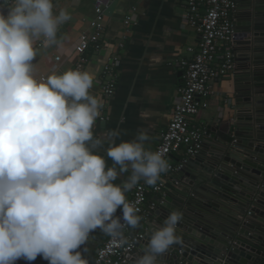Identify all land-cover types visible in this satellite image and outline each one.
<instances>
[{
	"label": "clouds",
	"instance_id": "obj_1",
	"mask_svg": "<svg viewBox=\"0 0 264 264\" xmlns=\"http://www.w3.org/2000/svg\"><path fill=\"white\" fill-rule=\"evenodd\" d=\"M0 264L38 256L49 264H88L77 251L97 228L120 235L141 217L125 192L141 179L154 186L169 169L160 151L145 147L146 129L132 141L116 144L118 131L103 143L92 131L102 102L90 93L93 76L67 70L37 80L34 43H57L60 25L71 19L53 0H3L0 9ZM118 166V168H117ZM131 174L123 185L121 173ZM121 209L122 216H115ZM123 220V224L121 223ZM183 213L172 210L151 235L135 264H156L179 242Z\"/></svg>",
	"mask_w": 264,
	"mask_h": 264
},
{
	"label": "crops",
	"instance_id": "obj_2",
	"mask_svg": "<svg viewBox=\"0 0 264 264\" xmlns=\"http://www.w3.org/2000/svg\"><path fill=\"white\" fill-rule=\"evenodd\" d=\"M94 1L53 0L54 14L64 9L71 19L59 26L56 44L45 47L43 37L34 43L36 59L33 61V75L37 80L75 68L79 57L80 37L89 32L90 22L95 14ZM110 1L105 17L107 31L104 46L99 53L92 54L85 69L93 76L90 93L102 102L100 116L92 131L94 137L103 141L97 152L105 158L108 167L114 166L107 156L109 141L106 134L110 131L119 132L115 141L119 144L134 140L139 130L146 129L150 139L145 142V147L151 151L156 150L160 134L168 127L173 108L179 100V89L183 84L180 61L190 57L188 47H196L198 43V35L184 18V5L178 0ZM252 4L248 0L239 1L236 11L239 23L246 24ZM133 7L136 8L133 12L135 23L126 27L125 16ZM0 10L7 14L6 7ZM237 28L242 31L246 29L244 26ZM251 36L253 35L248 34L239 37L236 46L238 53L242 52L241 44L246 43ZM261 52L264 54V50ZM113 55L118 58L114 65L118 84L114 95L107 97L103 93L105 78L102 70L111 62ZM56 57H60V60ZM259 59V62H255L256 65L245 60L237 61L236 68L228 76L214 83L215 93L203 101L204 105L196 117L197 124L206 131L210 130L217 138L232 141L238 114L246 115L242 119L241 128H248L250 122H254L247 118L252 104L246 91L254 88L263 91L257 96L264 97V58ZM238 106L241 108L238 109ZM240 111L243 113H239ZM258 124H264V115ZM216 143L220 144L219 141ZM179 158L180 155H175L174 160L178 161ZM130 174V171L121 173L114 183L123 185ZM173 178L182 184L177 174ZM164 182L169 195V192L174 191L175 185L170 179ZM134 187L125 192L126 200L131 197ZM152 198L157 199L158 195H152ZM120 212L121 209H117L115 216ZM132 230L139 232L141 226L132 227ZM109 235L97 228L77 250L88 260V264L93 263L98 248ZM15 264H49V261L38 256L34 261L21 258Z\"/></svg>",
	"mask_w": 264,
	"mask_h": 264
},
{
	"label": "water",
	"instance_id": "obj_3",
	"mask_svg": "<svg viewBox=\"0 0 264 264\" xmlns=\"http://www.w3.org/2000/svg\"><path fill=\"white\" fill-rule=\"evenodd\" d=\"M248 1L253 2L249 19L246 24L237 22L246 27L238 29L237 38L253 36L241 44L237 61L256 65L264 58V0ZM246 92L252 104L247 118L254 122L241 128L246 115L238 114L232 141L207 131L204 149L189 157L177 173L182 184L169 192L150 218L140 220L143 237L127 255V264H135L144 254L151 235L172 210L183 213L179 242L156 264H264V124H258L264 97L257 96L263 91L254 88Z\"/></svg>",
	"mask_w": 264,
	"mask_h": 264
},
{
	"label": "built area",
	"instance_id": "obj_4",
	"mask_svg": "<svg viewBox=\"0 0 264 264\" xmlns=\"http://www.w3.org/2000/svg\"><path fill=\"white\" fill-rule=\"evenodd\" d=\"M184 5L183 15L187 23L198 35L197 46H189L190 57L181 59L183 84L179 89L168 127L161 132L160 142L155 151L163 153L169 169L161 174L154 186H149L141 179L134 187L132 195L126 202L137 209L142 219L150 218L167 196L164 180H171L175 186L180 181L173 176L182 169L189 157L196 156L204 149L207 131L197 124L196 117L203 107V101L214 93V83L228 76L237 63V18L236 11L240 0H178ZM3 0H0V5ZM110 0L94 1V17L90 22L89 32L80 37L79 57L72 70L85 71L93 53H99L104 46L106 36L105 17L110 7ZM125 16L126 27L134 21L133 12ZM59 61L60 57H56ZM118 60L113 55L110 63L103 67V93L107 97L114 95L118 77L114 65ZM154 151V152H155ZM175 155H180L178 161ZM152 195H158L153 199ZM118 216H122V212ZM123 224V220H121ZM91 235V233H90ZM89 235V236H90ZM143 236L124 225L120 235H109L97 250L92 264H127V255L134 250Z\"/></svg>",
	"mask_w": 264,
	"mask_h": 264
}]
</instances>
